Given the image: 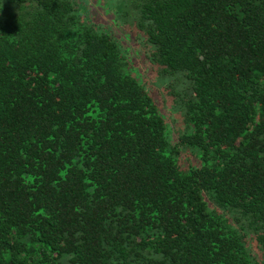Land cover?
Masks as SVG:
<instances>
[{"label":"trees","instance_id":"trees-1","mask_svg":"<svg viewBox=\"0 0 264 264\" xmlns=\"http://www.w3.org/2000/svg\"><path fill=\"white\" fill-rule=\"evenodd\" d=\"M88 1L0 4V264H264V0Z\"/></svg>","mask_w":264,"mask_h":264},{"label":"rangeland","instance_id":"rangeland-1","mask_svg":"<svg viewBox=\"0 0 264 264\" xmlns=\"http://www.w3.org/2000/svg\"><path fill=\"white\" fill-rule=\"evenodd\" d=\"M91 2L88 1V9H91L90 11L86 10L84 12V15L86 18H93L92 20L97 23V24H108L109 22L114 26V21H111V17L109 14H106L104 12V10L101 8L100 5V1H93L90 0ZM3 3V4H2ZM92 3V4H91ZM96 4V8L93 5ZM1 5H4V0L0 1ZM102 6H105L102 4ZM7 9H9L7 7ZM110 24V26L112 27V25ZM109 25V24H108ZM121 26V25H119ZM118 31L117 28H112V31ZM116 39L118 40V36L116 35ZM119 41V40H118ZM120 42V41H119ZM142 42V40L140 41ZM136 42H134L132 39L128 40V42H124V43H120L122 44L126 49H124V51H129V56L131 58V67L132 70L136 69L138 71V73L141 75V79L143 78V81L145 83V87L148 91H150V93H154V95L156 96V99L158 101V103H162V101H164V104H160L161 105V111L163 110V114H165V117L167 119V123L169 125V129L172 130V132L174 131V125H173V120H174V111L176 112L178 107L175 106L173 109L171 108V98L168 96H164V94H166L165 92H163V89L161 90V88L159 87V85L157 84V79H156V75H155V70L154 69H149L148 67H145L146 60L145 58L142 56V52L139 49H136L135 52H132L133 49L136 47L135 45ZM166 86H168V84L164 85V87L166 88ZM172 87H175L176 90H179L180 86H183L182 83L180 84H176L175 85H171ZM163 87V86H162ZM163 87V88H164ZM167 89V88H166ZM168 90V89H167ZM169 117H171V120H169ZM173 119V120H172Z\"/></svg>","mask_w":264,"mask_h":264}]
</instances>
